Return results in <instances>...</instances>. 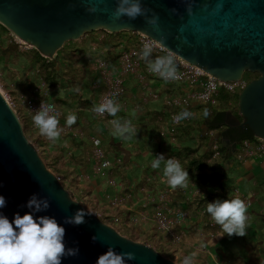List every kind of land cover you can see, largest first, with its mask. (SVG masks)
Wrapping results in <instances>:
<instances>
[{
  "label": "water",
  "instance_id": "obj_1",
  "mask_svg": "<svg viewBox=\"0 0 264 264\" xmlns=\"http://www.w3.org/2000/svg\"><path fill=\"white\" fill-rule=\"evenodd\" d=\"M119 0H0V25L15 38L51 59L68 42L97 31L139 33L168 52L224 83L239 82L244 73L258 74L238 96V116L227 112L224 125L250 130L264 140V0H141L146 10L135 18L114 15ZM223 147L229 145L222 139ZM236 148L230 146L229 157ZM33 194L50 207L36 215L54 216L60 223L85 210V222L64 224L65 244L79 254L62 264H96L109 248L133 252L127 264H175L150 247L129 241L102 224L73 201L46 169L36 149L26 140L12 107L0 92V208L11 221L29 212ZM96 240H93V237Z\"/></svg>",
  "mask_w": 264,
  "mask_h": 264
},
{
  "label": "trees",
  "instance_id": "obj_2",
  "mask_svg": "<svg viewBox=\"0 0 264 264\" xmlns=\"http://www.w3.org/2000/svg\"><path fill=\"white\" fill-rule=\"evenodd\" d=\"M0 27L5 33L6 49L10 52L9 65L16 67L19 65L20 60H24L28 69L34 71L40 82V92L38 94L33 91H29L30 94H27L21 87L23 76L11 69L6 74V79L9 82L0 79V92L8 97V103L11 104L22 126L26 140L36 149L46 169L56 177L71 199L81 204L102 224L112 227L119 236L134 243L144 244L175 264H182L186 256L193 258V264H209L208 257L201 253L199 248L209 236L220 232L222 226L217 224L207 213V203L216 199L232 198L223 189L225 174L220 171V168L231 159L236 160L244 157L248 147H254L258 142V139L254 137L250 130L228 128L224 125L227 112H231L240 122L244 121L238 116V96L240 92L233 95L221 89L213 104L199 103L192 111L191 122H182L179 131L172 136V149H167L166 144L160 141L162 136L168 134L165 131L167 126L166 115L179 114L180 112L177 109L163 106L162 111L146 115L148 126H153L156 129L153 141L159 145L160 154H165L166 158L178 159L189 172L190 181L185 185L184 194L179 191L174 196L176 204L188 214V218L184 225L177 226L174 229L175 235L181 238L179 243L159 235L154 228L144 230L141 234H138L130 222V208L134 205L136 190L140 186H146L147 172L143 171L141 183L135 187L136 190H131V182L125 173V169L131 164L127 162L121 168V161L116 156L111 163L107 178H119L121 180L122 189L119 198H125L128 194L133 197L126 201L124 205L106 203L102 201L95 188L86 181L85 177L93 170L92 144L88 142L79 144L63 130L65 127H69L73 132L85 133L88 123L79 127L80 115L85 111L93 113L94 106H96L92 94L87 99L83 95L86 90L85 84L88 76L87 67L81 62L82 57L93 52L104 64H113L118 60L121 50L138 51L137 37L134 33L129 32L109 34L104 31H97L84 35L76 42L66 43L56 53L55 57L48 59L33 48L21 51L13 43V35L1 25ZM166 55L165 53H151V58ZM144 62L146 64L145 69H148V62L145 59ZM257 78L258 74H253L251 81ZM157 79L162 83L161 92L170 94L172 89L166 85V80L161 78L159 74H157ZM16 80H18V84L14 87L13 83ZM96 84L92 82V85L88 87L93 93ZM25 94L28 97L36 96L38 103H46L53 97L51 101L59 111L60 122L65 123L64 127H61L60 138L67 140V147L59 145L56 140L52 141L41 133H33V119L27 115L26 110L21 106L20 98ZM71 107H74L77 121L69 126L66 123L67 116L64 109H70ZM137 109H143L142 102L138 103ZM205 109L208 112L207 116L204 115ZM110 117L111 115L105 119L97 120L107 126ZM144 135L146 136V133ZM69 136L70 139H68ZM222 139L229 140L227 147H223ZM188 142H191L192 146L187 145ZM215 144L216 149H213ZM233 144H236V148L229 157V148ZM117 149L118 147L115 144H110L106 149H103V153L108 158L110 152H116ZM75 151H79L78 154L74 153ZM134 154L136 157L140 156L138 152ZM151 174L157 182L156 173L152 172ZM146 189L149 190L150 187L148 186ZM191 189H194L195 193L187 199L186 196Z\"/></svg>",
  "mask_w": 264,
  "mask_h": 264
},
{
  "label": "built area",
  "instance_id": "obj_3",
  "mask_svg": "<svg viewBox=\"0 0 264 264\" xmlns=\"http://www.w3.org/2000/svg\"><path fill=\"white\" fill-rule=\"evenodd\" d=\"M138 41V51L121 50L119 52L118 60L113 64L107 65L97 60L94 65V71H98L103 83V92L96 105L105 102L106 99H113L116 103L120 104L125 94V82L128 78L134 79L140 86L141 95L146 98H151L154 102H159L161 106H166L171 109H177L179 112L187 109L191 112L201 102L207 104H213L214 100L218 97L219 91L224 89L231 94L235 95L244 90L247 86V82L241 79L236 83H224L212 78L206 74L203 70L195 67L185 61H182L175 55V62L177 64V70L179 77L175 80H166V85L171 87L170 94L162 93V83L157 79L158 73L150 72L149 69H145L146 64L141 53L144 50V46L148 45L152 48L154 54H169L155 40L139 34L134 33ZM15 43L21 51L31 49L29 45L15 38ZM145 69V70H144ZM148 76H151L153 86L147 81ZM30 94L29 91L26 92ZM27 94L21 96V106L26 110L27 115L33 116L35 111L40 106H53L54 112L57 115L60 122V114L58 109L54 106L50 100L46 103H38L36 96L28 97ZM8 102V97L4 96ZM11 106V104H9ZM193 114V112H192ZM111 114L105 112L104 114H98L93 111V116L97 119H105ZM177 114L166 115L169 126L165 128L169 136L172 138L179 131V126L182 122L188 123L192 119L193 115L189 118H185L179 122L175 121L174 116ZM64 132L68 135H73V139H76V132H73L69 127H65ZM33 133H41L38 127L33 121ZM81 137L85 136V133L80 134ZM213 137V136H212ZM88 143L93 146V175L99 177H106L107 170L111 169V163L105 157L103 150L101 149V141L93 136L88 137ZM216 149V144L213 146ZM264 156V140L258 139L256 146L248 147L244 157L238 158L239 161L252 156ZM86 180L90 178L86 175ZM107 186L113 190V195L109 198L108 202L111 205H124L126 201L132 199V195L128 194L125 198H119V193L122 189V183H116L113 179H107ZM150 187L149 190L146 187ZM133 190V187H130ZM185 186H177L172 188L169 184L166 187L158 185L153 176L146 178V186H140L136 190V196L134 198V205L130 208L131 216L130 222L135 228L138 234H141L144 230L154 228V230L161 236L166 237L169 240H173L175 243L181 242V238L175 235L174 229L177 226H182L187 222L188 214L184 212L177 204L174 196L177 192L181 191L184 194ZM195 193L194 189H191L186 198H191ZM142 195L143 199L140 200L139 196ZM232 198L240 197L238 191H233L230 195ZM247 208L250 203L245 199Z\"/></svg>",
  "mask_w": 264,
  "mask_h": 264
},
{
  "label": "clouds",
  "instance_id": "obj_4",
  "mask_svg": "<svg viewBox=\"0 0 264 264\" xmlns=\"http://www.w3.org/2000/svg\"><path fill=\"white\" fill-rule=\"evenodd\" d=\"M146 10L142 7L141 0H119L118 7L114 15L116 17L126 14L135 18ZM152 48L144 46L141 56L148 62L150 72L158 73L165 80H175L179 77L176 58L173 53L166 56L151 58ZM120 105L113 99H106L105 102L94 106V112L104 114L105 112L115 116L119 111ZM193 114L190 110H183L174 116L175 121L179 122ZM204 115L208 112L205 109ZM34 124L38 127L41 134L48 139L55 141L61 135L62 129L59 120L54 112L53 106H40L33 116ZM77 121L76 113L67 116V125H73ZM114 132L117 135L128 137L136 134V126L131 121L113 119L111 121ZM164 163V174L167 183L172 187L185 186L189 181V172L181 162L172 157L166 158L161 153L155 156L152 167L159 168ZM6 198L0 195V208L6 206ZM26 207L30 209L24 215L15 214L12 220L0 212V264H62L66 257L77 256L78 246L67 247L65 244L64 224L72 223L79 225L85 222L86 211L78 210L74 215L60 223L51 215H36L46 211L50 207V202L45 197L33 194L27 201ZM207 213L212 219L222 226L225 234L232 236H245L248 220L247 204L244 199L234 197L231 199H216L207 203ZM96 240V237H93ZM133 252H116L109 248L101 254L96 264H127L134 260ZM182 264H193L191 256L184 257Z\"/></svg>",
  "mask_w": 264,
  "mask_h": 264
},
{
  "label": "rangeland",
  "instance_id": "obj_5",
  "mask_svg": "<svg viewBox=\"0 0 264 264\" xmlns=\"http://www.w3.org/2000/svg\"><path fill=\"white\" fill-rule=\"evenodd\" d=\"M14 37V36H13ZM0 39H1V50H0V79L5 80V82H9L6 79V74L14 69L19 73V75L23 76V84H21L22 90L25 92L27 91H35L40 89V82L39 79L36 77L34 71L29 70L27 64L24 60L19 61V65L13 67L9 65L8 60L10 58V52L6 49L5 46V33L0 27ZM13 43H15V37L13 39ZM16 44V43H15ZM97 60H101L97 55L93 52L86 54L82 57V64L87 67V76L88 79L86 81V90L84 92V97L87 99L90 94L93 92L88 88L94 83H102L100 78V74L98 71H94V65ZM253 74L251 73H244L242 79L245 82H249L252 80ZM93 80V81H92ZM97 81V82H96ZM149 84L153 86L151 81H155L152 79L151 76H148L147 79ZM18 80L13 83V86H17ZM103 85V83L101 84ZM100 85V86H101ZM96 89V87H95ZM125 94L122 98L119 111L116 113L115 116L110 117L109 123L105 126L102 122L98 121L97 118L93 116L91 111H85L81 116L83 119L88 121L87 130H89L90 135H85L83 137L80 136L81 133L76 131V140L79 142L81 139H88V137L93 136L92 134H96L100 137L102 141L101 149H106L108 145L114 144L118 147L116 152H110L108 156V161L110 163L116 158V156L122 161L125 159L128 161L130 159V164L132 166L131 169H127L125 171L128 179L132 181L131 186L133 187V191H135V187H137L141 183V175L143 171L147 172V176H152V163L156 155L160 154V147L153 141V136L156 135V129L153 126H148L147 124V114L152 113L155 104L151 98H146L141 95V90L139 84L131 78H128L125 82ZM39 93V92H38ZM7 97V96H6ZM60 97H62L60 95ZM143 104V109L138 110L137 105L138 103ZM64 113L66 116L75 113L74 107L70 109H64ZM167 118V116H166ZM113 119H121L122 121H131L133 125L137 127V131L135 135L123 137L117 135L114 132L113 126L111 121ZM191 122V121H190ZM167 127L169 126V122L166 119ZM65 123L61 122V126L64 127ZM146 133V136L144 135ZM68 135V134H67ZM73 137V135H70ZM68 137L70 139L71 137ZM56 142L59 145L66 146L67 140H63L60 137L56 139ZM161 143H165L167 149L173 148L172 138L169 134H166L161 137ZM80 143V142H79ZM187 145L192 146L191 142H188ZM67 147V146H66ZM127 152V153H126ZM139 153L140 156L136 157L134 153ZM125 155V156H124ZM123 164V161L121 162ZM232 167V169L238 168V163L235 159H231L229 161L228 167ZM229 167V168H230ZM225 168L221 167L220 171L225 174L226 180L224 183V187H230L232 184V180H230V175L224 171ZM110 171V170H109ZM107 170L106 174L109 172ZM160 173L164 174V163L162 162L160 167L158 168ZM90 178L86 180L89 182L97 192L98 196L102 198V201L108 202L109 198L113 195V190L107 186L108 178L106 177H99L93 175V171L88 173ZM228 174V175H227ZM116 183L120 182L119 178L113 179ZM85 181V182H86ZM135 182V183H134ZM139 199L142 200L143 196L140 195Z\"/></svg>",
  "mask_w": 264,
  "mask_h": 264
},
{
  "label": "crops",
  "instance_id": "obj_6",
  "mask_svg": "<svg viewBox=\"0 0 264 264\" xmlns=\"http://www.w3.org/2000/svg\"><path fill=\"white\" fill-rule=\"evenodd\" d=\"M101 84L97 83L96 89L92 93L96 103L104 90ZM33 92L38 94L40 89ZM50 100H53V97ZM153 103L155 104L153 112L163 110V106L159 102L153 101ZM86 123L89 122L80 115L79 127ZM96 134H92L93 137L101 141ZM85 135H90L89 130H86ZM79 142V144H83L88 142V139H81ZM78 152L75 151L74 153L78 154ZM122 161L121 168L124 164L130 162V159L128 161L123 159ZM236 162L238 163V168L236 169H232L230 166L229 168V162L223 166L225 168L224 171L230 175V180H232V185L230 187L223 186V189L229 195L235 190L238 191L240 198L246 199L250 203L247 208L246 234L245 236H229L221 229L220 232L209 236L203 242L199 251L208 257L209 264H264V156L255 155L242 161L236 159ZM127 169L132 170L133 168L132 166H127L125 171ZM151 171L156 173L159 186H168L167 177L160 173L158 168H153ZM130 182L133 183L132 181Z\"/></svg>",
  "mask_w": 264,
  "mask_h": 264
},
{
  "label": "flooded vegetation",
  "instance_id": "obj_7",
  "mask_svg": "<svg viewBox=\"0 0 264 264\" xmlns=\"http://www.w3.org/2000/svg\"><path fill=\"white\" fill-rule=\"evenodd\" d=\"M253 78V77H252ZM250 82V81H249ZM241 123H243V122H241ZM245 131V130H244Z\"/></svg>",
  "mask_w": 264,
  "mask_h": 264
}]
</instances>
